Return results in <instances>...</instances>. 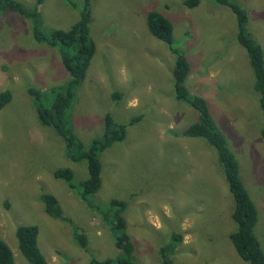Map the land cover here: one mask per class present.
Wrapping results in <instances>:
<instances>
[{"label": "rangeland", "instance_id": "rangeland-1", "mask_svg": "<svg viewBox=\"0 0 264 264\" xmlns=\"http://www.w3.org/2000/svg\"><path fill=\"white\" fill-rule=\"evenodd\" d=\"M16 1L36 9L47 31L71 28L83 5V0ZM183 1L90 0L96 52L67 112L69 125L88 146L105 133L107 114L114 125L126 124L124 139L100 155L102 183L90 201L102 207L112 199L127 203L123 215L135 248L132 264H162L160 248L171 244L173 233L182 235L167 251L173 264H247L228 237L235 229L233 199L216 151L203 139L183 135L198 113L175 99L174 58L147 32L146 13L157 11L172 24L173 44L190 67L185 87L205 100L227 139L257 209L253 234L264 251V116L254 74L236 41L231 11L214 0H200L193 9ZM235 1L248 14L246 30L264 56V0ZM34 25L33 19L0 12V92L11 93L0 110V238L15 264H30L18 248V225L38 227L47 264L117 260L122 253L109 224L77 194L88 177L86 163L66 157L64 142L41 125L27 94L29 88L44 93L70 79L57 50L35 41ZM135 116L139 120L129 124ZM64 167L74 174V190L52 175ZM42 193L58 200L69 222L45 213ZM77 231L87 239V250L75 242Z\"/></svg>", "mask_w": 264, "mask_h": 264}, {"label": "trees", "instance_id": "trees-1", "mask_svg": "<svg viewBox=\"0 0 264 264\" xmlns=\"http://www.w3.org/2000/svg\"><path fill=\"white\" fill-rule=\"evenodd\" d=\"M41 1V0H38ZM200 0H184L182 6L193 9ZM216 4L227 7L235 16L237 25V43L243 47L248 55L249 64L254 74V89L259 95V108L264 116V56L260 45L249 36L246 26L248 14L235 0H214ZM70 2V1H69ZM71 3V2H70ZM90 0H83L80 16L77 22L68 30H42L38 23V11H28L16 0H0V12H12L26 18L33 19V38L37 42H46L55 48L59 54L61 64L70 79L63 85H58L48 91L40 92L33 88L27 94L33 99V106L41 125L52 128L65 144V155L73 162L86 163L88 177L79 182L78 197L91 208L102 214L103 222L108 223L114 233V245L121 251L119 259H92L90 264H132L134 244L127 233V223L123 215L127 203L124 200L112 199L105 207L90 201L91 197L100 189L102 178V164L100 155L111 145L122 141L126 135V124L114 125L111 117L105 116V133L92 139L88 146L73 133L69 125L67 112L74 99L76 88L85 80L87 70L96 52V44L90 33L91 8ZM147 32L162 41L169 48L174 58L172 69L173 89L175 99L190 105L198 113V121L190 124L184 130V136L200 138L213 147L217 154V162L223 170L225 181L233 199L231 219L235 229L229 234L237 255L247 264H264V251L253 234L257 223V209L239 175V164L228 146L226 137L220 131L212 118L205 100L192 95L185 87V79L190 71L189 63L181 51L173 44V27L171 22L157 11H150L145 15ZM46 33V34H45ZM117 93V92H114ZM47 94V96L45 95ZM118 98L117 94H113ZM45 100V101H44ZM11 101V93L7 90L0 92V110ZM48 102V104H46ZM138 116L130 119L129 124L136 123ZM264 139V127L260 130ZM55 179L68 184L70 189H76L73 182L74 174L70 168H58L52 173ZM40 200L45 213L54 219L69 222L63 215L58 200L49 193H42ZM8 206V205H7ZM39 230L36 225H18L14 234L18 248L24 259L30 264H47L37 241ZM75 242L83 250H87V239L78 231ZM182 238L181 234L173 233L171 244L160 248L162 264H173L167 255L171 246H175ZM0 264H15L12 251L0 238Z\"/></svg>", "mask_w": 264, "mask_h": 264}]
</instances>
